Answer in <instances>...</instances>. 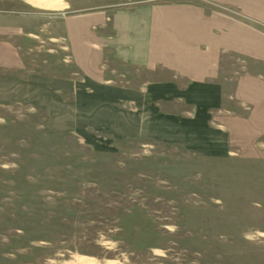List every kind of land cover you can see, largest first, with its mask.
Returning a JSON list of instances; mask_svg holds the SVG:
<instances>
[{
    "label": "rangeland",
    "instance_id": "rangeland-1",
    "mask_svg": "<svg viewBox=\"0 0 264 264\" xmlns=\"http://www.w3.org/2000/svg\"><path fill=\"white\" fill-rule=\"evenodd\" d=\"M7 1L76 14L156 0ZM31 103L0 101V264H264V137L200 139L220 129L146 108L117 134Z\"/></svg>",
    "mask_w": 264,
    "mask_h": 264
},
{
    "label": "crops",
    "instance_id": "crops-1",
    "mask_svg": "<svg viewBox=\"0 0 264 264\" xmlns=\"http://www.w3.org/2000/svg\"><path fill=\"white\" fill-rule=\"evenodd\" d=\"M21 100L78 109L82 124L96 116L117 134L146 108L156 124L220 129L200 139L263 138L264 0H156L76 14H32L3 0L0 101Z\"/></svg>",
    "mask_w": 264,
    "mask_h": 264
}]
</instances>
